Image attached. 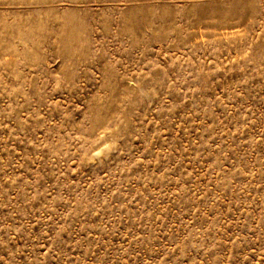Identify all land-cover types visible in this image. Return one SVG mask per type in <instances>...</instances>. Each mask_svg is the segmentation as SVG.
<instances>
[{
	"label": "rangeland",
	"instance_id": "374dc122",
	"mask_svg": "<svg viewBox=\"0 0 264 264\" xmlns=\"http://www.w3.org/2000/svg\"><path fill=\"white\" fill-rule=\"evenodd\" d=\"M0 264H264V0H0Z\"/></svg>",
	"mask_w": 264,
	"mask_h": 264
}]
</instances>
